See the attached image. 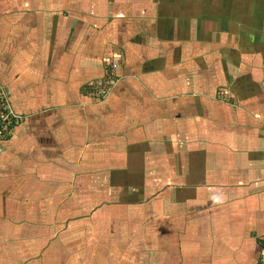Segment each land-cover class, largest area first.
<instances>
[{
  "label": "crops",
  "instance_id": "obj_1",
  "mask_svg": "<svg viewBox=\"0 0 264 264\" xmlns=\"http://www.w3.org/2000/svg\"><path fill=\"white\" fill-rule=\"evenodd\" d=\"M0 85V264H262L264 0H0Z\"/></svg>",
  "mask_w": 264,
  "mask_h": 264
},
{
  "label": "built area",
  "instance_id": "obj_2",
  "mask_svg": "<svg viewBox=\"0 0 264 264\" xmlns=\"http://www.w3.org/2000/svg\"><path fill=\"white\" fill-rule=\"evenodd\" d=\"M105 65L107 66L108 69L109 84H112V82L117 80L116 71L119 67V64L118 62L107 61ZM4 89L0 85V143L1 144L6 143L13 138L16 129V124L18 121V115L15 113L9 102V94L6 90H5L6 94H4L3 91ZM104 93H102V95ZM262 264H264V258L262 260Z\"/></svg>",
  "mask_w": 264,
  "mask_h": 264
},
{
  "label": "rangeland",
  "instance_id": "obj_3",
  "mask_svg": "<svg viewBox=\"0 0 264 264\" xmlns=\"http://www.w3.org/2000/svg\"><path fill=\"white\" fill-rule=\"evenodd\" d=\"M109 85H110L109 84V80H107V82H105V80H104V82L102 84H100L99 87H96V89H93L92 88V91L96 90L97 91V94L99 96H102V93H104L108 89ZM5 90L6 89L3 90L4 91V94H6Z\"/></svg>",
  "mask_w": 264,
  "mask_h": 264
},
{
  "label": "trees",
  "instance_id": "obj_4",
  "mask_svg": "<svg viewBox=\"0 0 264 264\" xmlns=\"http://www.w3.org/2000/svg\"><path fill=\"white\" fill-rule=\"evenodd\" d=\"M105 66H106V65H105ZM119 68H120V66L118 67V69H117L116 72L119 71ZM105 75L108 76V69H107V66H106V68H105ZM108 91H109V89H107V91H106L101 97L106 96ZM9 102H10V104H11L13 110L15 111V109H14V105H13V103L11 102L10 99H9ZM15 112H16V111H15ZM260 243H261V245H262V248H264V240H260Z\"/></svg>",
  "mask_w": 264,
  "mask_h": 264
}]
</instances>
